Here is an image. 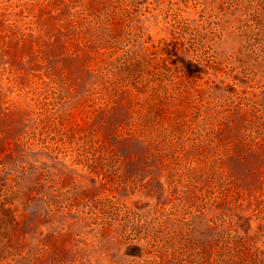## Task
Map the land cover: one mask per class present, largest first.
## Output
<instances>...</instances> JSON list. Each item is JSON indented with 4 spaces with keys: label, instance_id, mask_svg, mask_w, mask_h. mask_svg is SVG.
<instances>
[{
    "label": "rangeland",
    "instance_id": "rangeland-1",
    "mask_svg": "<svg viewBox=\"0 0 264 264\" xmlns=\"http://www.w3.org/2000/svg\"><path fill=\"white\" fill-rule=\"evenodd\" d=\"M0 264H264V0H0Z\"/></svg>",
    "mask_w": 264,
    "mask_h": 264
},
{
    "label": "trees",
    "instance_id": "trees-1",
    "mask_svg": "<svg viewBox=\"0 0 264 264\" xmlns=\"http://www.w3.org/2000/svg\"><path fill=\"white\" fill-rule=\"evenodd\" d=\"M182 47L183 46H180V43L178 44V41L166 43L165 47L162 49V52L166 57L165 60L173 66L179 67L188 76H198L202 72L198 62L180 54ZM9 205L10 203L5 207L7 210H9Z\"/></svg>",
    "mask_w": 264,
    "mask_h": 264
}]
</instances>
